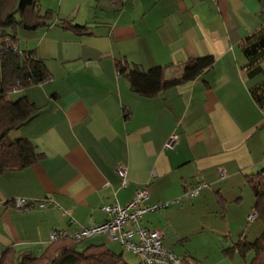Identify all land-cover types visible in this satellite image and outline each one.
I'll return each mask as SVG.
<instances>
[{"label":"crops","instance_id":"obj_1","mask_svg":"<svg viewBox=\"0 0 264 264\" xmlns=\"http://www.w3.org/2000/svg\"><path fill=\"white\" fill-rule=\"evenodd\" d=\"M95 1L38 0L42 13H52L49 27L17 31L19 53L35 52L50 79L7 95L39 109L8 138L28 140L41 158L0 174V257L12 250L16 263L23 255L38 259L52 232L70 238L100 225L102 206H126L145 189L144 205L178 201L144 214L139 226L163 231V247L184 264H250V253L224 251L264 231L258 218L247 221L254 197L245 181L262 169L264 59L250 75L242 53L243 40L264 29V0ZM203 56L213 58L210 70L154 98L138 96L116 70L117 62L161 67L170 81ZM256 88L261 101L252 96ZM119 165L127 168L124 187ZM201 185L195 197H183ZM17 199H51L56 207L19 210L11 204ZM115 244L99 235L78 248L113 251Z\"/></svg>","mask_w":264,"mask_h":264},{"label":"trees","instance_id":"obj_2","mask_svg":"<svg viewBox=\"0 0 264 264\" xmlns=\"http://www.w3.org/2000/svg\"><path fill=\"white\" fill-rule=\"evenodd\" d=\"M52 19L51 12L42 13L39 10L38 0H0V174L25 169L41 158V154L28 140L8 138L11 131L32 120L39 109L26 98L9 101L7 95L12 91L41 85L50 79L45 64L35 52L19 53L16 34L18 30L32 31L49 27ZM61 26L79 36L87 34L88 28L85 26L68 21ZM242 53L250 75L260 73L258 62L264 59V29L243 40ZM212 66L213 58L210 56L190 59L183 65L181 76L170 81L163 80L161 67L143 71L138 66L130 67L117 62L116 70L127 79L131 90L138 96L154 98L161 91L194 81ZM258 91L261 89L256 88L251 93L256 101H261L262 96ZM245 181L254 197L253 211L264 225V167L257 173L246 176ZM81 242L71 237L64 238L51 243L38 259L23 255L17 263L14 251L7 250L0 257V264H127L121 255L103 245H89L78 252L77 247ZM234 251L240 255L250 253V264H264V231L253 243L239 241L224 253L230 255Z\"/></svg>","mask_w":264,"mask_h":264},{"label":"built area","instance_id":"obj_3","mask_svg":"<svg viewBox=\"0 0 264 264\" xmlns=\"http://www.w3.org/2000/svg\"><path fill=\"white\" fill-rule=\"evenodd\" d=\"M175 137H172L166 147L170 148ZM261 165L264 167V156ZM116 173L121 179V186L127 183V168L119 165ZM225 174L220 173V179H224ZM201 186L185 191L183 197L190 199L195 197ZM148 199L145 189L136 190L134 196L126 206H120L117 202L102 206L101 210L106 214L107 219L104 223L93 227L78 228L71 237L75 241H84L94 236L103 235L112 243H118L124 250L132 252L139 260L140 264H184L181 259L163 247L164 232L156 229H143L139 226L141 217L149 212L166 209L169 205L178 201L163 203L159 205H144ZM12 206L19 210L32 208L34 205L39 209L48 206L56 207L51 199L34 204L29 200L17 199L11 202ZM257 218L253 211L247 221L251 222ZM67 235L62 231H54L49 236V242L53 243L66 238Z\"/></svg>","mask_w":264,"mask_h":264},{"label":"rangeland","instance_id":"obj_4","mask_svg":"<svg viewBox=\"0 0 264 264\" xmlns=\"http://www.w3.org/2000/svg\"><path fill=\"white\" fill-rule=\"evenodd\" d=\"M95 1V0H94ZM97 1H95L96 3ZM20 52L23 51V50H19ZM160 211V210H159ZM256 224H260V226H262L261 222L259 220L256 221ZM262 231V230H261ZM261 231L259 232V234L261 233ZM120 245L115 244L113 247H111L113 249V252H115L116 254H119L121 255L122 259L127 263V264H139V260L138 258L130 251H127V250H124V249H121L119 247ZM83 246H79V248L77 247V251L78 252H81L82 251V248ZM115 250V251H114Z\"/></svg>","mask_w":264,"mask_h":264}]
</instances>
